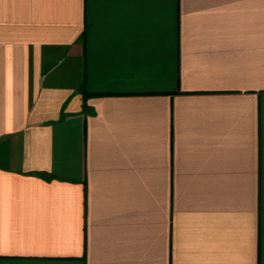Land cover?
<instances>
[{"label": "crops", "instance_id": "0c3cea01", "mask_svg": "<svg viewBox=\"0 0 264 264\" xmlns=\"http://www.w3.org/2000/svg\"><path fill=\"white\" fill-rule=\"evenodd\" d=\"M0 264H264V0H0Z\"/></svg>", "mask_w": 264, "mask_h": 264}]
</instances>
